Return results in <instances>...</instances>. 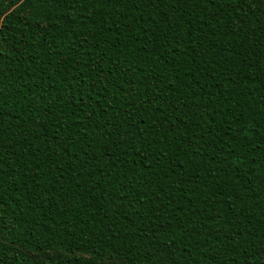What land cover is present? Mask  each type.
I'll use <instances>...</instances> for the list:
<instances>
[{"label": "trees", "instance_id": "trees-1", "mask_svg": "<svg viewBox=\"0 0 264 264\" xmlns=\"http://www.w3.org/2000/svg\"><path fill=\"white\" fill-rule=\"evenodd\" d=\"M0 264H264V0H0Z\"/></svg>", "mask_w": 264, "mask_h": 264}]
</instances>
